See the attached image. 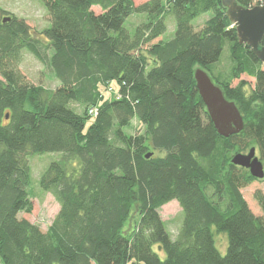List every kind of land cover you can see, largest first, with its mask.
<instances>
[{"label": "trees", "instance_id": "obj_1", "mask_svg": "<svg viewBox=\"0 0 264 264\" xmlns=\"http://www.w3.org/2000/svg\"><path fill=\"white\" fill-rule=\"evenodd\" d=\"M39 1L51 23L45 47L23 20L0 19V264H264V195L254 193L255 216L240 190L256 179L231 163L252 147L264 162V66L238 42L221 0ZM132 14L146 21L131 34L124 23ZM167 16L175 32L165 41ZM225 47L223 76L216 66ZM43 49L59 82L53 90L18 70L23 50L43 62ZM196 68L236 105L239 133L216 132ZM134 121L139 128L127 134ZM44 153L62 158L40 178L59 204L42 232L18 214L32 210L28 158ZM173 200L183 214L175 239L159 214ZM218 234L227 236L224 255Z\"/></svg>", "mask_w": 264, "mask_h": 264}, {"label": "rangeland", "instance_id": "obj_2", "mask_svg": "<svg viewBox=\"0 0 264 264\" xmlns=\"http://www.w3.org/2000/svg\"><path fill=\"white\" fill-rule=\"evenodd\" d=\"M135 6L140 5L148 0H131ZM254 7L261 6V0H251ZM263 4V3H262ZM95 13H99V8L92 9ZM15 17L16 19L23 20L30 29L31 36L34 39H38L43 47L46 46V42L41 37V33L46 28L50 27V20L48 13L39 0H0V19ZM212 17V13H206L192 21L191 25L193 29L198 31L204 27L205 22ZM146 21L144 14H132L124 23V28L131 34L134 32L136 26ZM166 32L163 34V40L167 41L173 38L175 32V21L172 16H167L166 20ZM51 52L48 50L42 51L43 62L39 61L29 52L23 50L21 52V61L18 65V70L25 77L26 81L32 85H41L46 89H55L59 82L55 79L47 66L46 60L49 58ZM230 68V60L225 47L222 51L220 62L216 66V71L219 74L226 76ZM241 79L246 80L250 85H253V79L248 78L245 75L241 76ZM1 80V78H0ZM238 80L233 81L232 85H235ZM247 92L250 91L251 86H248ZM73 107L77 112H81L82 109L76 105ZM139 128L136 121L126 129L127 134H133L134 129ZM141 132V131H140ZM249 150V149H248ZM244 152L245 154L248 152ZM240 153V152H238ZM236 154L233 153L232 156ZM255 155L260 159L259 153L256 150ZM62 153H44L39 155L30 156L28 163L30 167L31 182L27 187L28 199L32 205V210L29 214L19 213V219H26L29 222L36 224L42 232H45L51 225L55 216L59 211V204L56 202L53 195L49 192L43 191L40 186V178L44 171L52 162L61 160ZM232 158V157H231ZM263 166H264V162ZM260 191L264 195V179L254 180L251 184L240 190L242 198L246 202L248 208L255 216H260L261 211L254 200V193ZM225 205V203H224ZM161 219L165 222V228L171 239H175L178 233V229L181 225L183 214L178 203L173 200L159 210ZM216 248L221 255H224L227 248V236L226 234H218L215 237ZM159 257L164 259L165 254L159 253Z\"/></svg>", "mask_w": 264, "mask_h": 264}, {"label": "water", "instance_id": "obj_3", "mask_svg": "<svg viewBox=\"0 0 264 264\" xmlns=\"http://www.w3.org/2000/svg\"><path fill=\"white\" fill-rule=\"evenodd\" d=\"M221 5L225 8L229 22L236 30L238 42L249 46L264 66V44H261L264 37V2L261 6L252 8L243 7L235 0H221ZM6 21H9V18L2 20L3 23ZM193 77L198 95L218 135L227 138L239 133L243 128L242 117L234 102L224 97L221 86L201 68L194 70ZM231 163L247 169L255 179L264 178V167L255 155L254 147L250 148L246 154H234Z\"/></svg>", "mask_w": 264, "mask_h": 264}, {"label": "built area", "instance_id": "obj_4", "mask_svg": "<svg viewBox=\"0 0 264 264\" xmlns=\"http://www.w3.org/2000/svg\"><path fill=\"white\" fill-rule=\"evenodd\" d=\"M261 5H262V3H261ZM92 113H93V109H90L89 114H92Z\"/></svg>", "mask_w": 264, "mask_h": 264}, {"label": "flooded vegetation", "instance_id": "obj_5", "mask_svg": "<svg viewBox=\"0 0 264 264\" xmlns=\"http://www.w3.org/2000/svg\"><path fill=\"white\" fill-rule=\"evenodd\" d=\"M262 162V161H261ZM263 164V163H262ZM264 167V166H263ZM247 170V169H246ZM248 171V170H247ZM249 172V171H248ZM264 179V178H263ZM256 180H258V179H256ZM262 180V179H261Z\"/></svg>", "mask_w": 264, "mask_h": 264}]
</instances>
